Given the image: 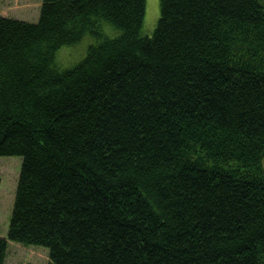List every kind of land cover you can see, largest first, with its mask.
<instances>
[{"label": "trees", "instance_id": "trees-1", "mask_svg": "<svg viewBox=\"0 0 264 264\" xmlns=\"http://www.w3.org/2000/svg\"><path fill=\"white\" fill-rule=\"evenodd\" d=\"M43 0L0 14L8 241L48 264H264V0ZM90 37L70 67L59 49Z\"/></svg>", "mask_w": 264, "mask_h": 264}, {"label": "rangeland", "instance_id": "rangeland-1", "mask_svg": "<svg viewBox=\"0 0 264 264\" xmlns=\"http://www.w3.org/2000/svg\"><path fill=\"white\" fill-rule=\"evenodd\" d=\"M43 0H0V14L36 22ZM160 16L159 0H147L143 33L151 35ZM91 38L64 46L57 53V63L70 67L82 59ZM22 165L21 155H0V236L6 237L13 210ZM49 248L9 240L4 264H48Z\"/></svg>", "mask_w": 264, "mask_h": 264}]
</instances>
